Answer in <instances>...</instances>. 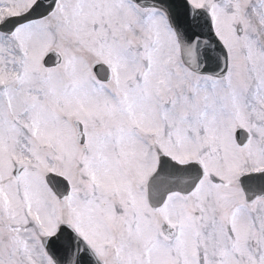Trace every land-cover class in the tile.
<instances>
[{
  "label": "snow or ice",
  "instance_id": "6c2138e0",
  "mask_svg": "<svg viewBox=\"0 0 264 264\" xmlns=\"http://www.w3.org/2000/svg\"><path fill=\"white\" fill-rule=\"evenodd\" d=\"M0 264H264V0H0Z\"/></svg>",
  "mask_w": 264,
  "mask_h": 264
}]
</instances>
